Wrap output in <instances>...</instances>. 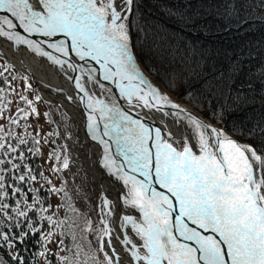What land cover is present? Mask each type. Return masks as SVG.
Returning a JSON list of instances; mask_svg holds the SVG:
<instances>
[{
	"label": "snow or ice",
	"instance_id": "obj_1",
	"mask_svg": "<svg viewBox=\"0 0 264 264\" xmlns=\"http://www.w3.org/2000/svg\"><path fill=\"white\" fill-rule=\"evenodd\" d=\"M241 7V0H224L228 16H238ZM260 7L264 9V0H260ZM0 13H3L0 14V38L26 45L61 68L79 71L80 75L74 78L75 88L83 93L80 99H86L90 110L87 127L92 139L103 146L101 164L123 182L126 189L121 196L123 204L139 213L138 216L123 214L113 220L115 206L104 197L98 224L94 225L85 217L81 229L77 223L80 214L70 205V211L77 215L54 218L55 212L48 214L51 204L45 207L40 195L41 181L51 186V192L64 193V197L70 199L65 185L56 187L42 171H34L24 163L25 153L20 148L29 143L28 139L16 135L14 146L6 139L13 133L0 124V156L4 157L0 158V226L4 225L5 218L12 222L9 228H21L26 222V230L18 233L0 230V245L11 250L10 261L27 264L17 242L23 245L29 233H39L41 241L38 243H42L43 250L38 254L45 257V264H52L47 259L50 251L47 244L56 234L55 230L65 228V221L71 220L67 231L61 235L72 236L75 251L67 248L70 255L55 253L60 264H123L117 244L124 247L129 264H264V142L255 146L241 142L222 128L183 109L140 75L130 38L132 21L129 17L134 14V0H123L119 10L117 0H0ZM171 14L178 16L182 24L194 23L199 15L197 12L191 16L179 12ZM61 34L65 39H53ZM32 35L48 39H31ZM158 37L159 33L146 39L159 43L161 50L174 58L173 62L194 58V46L162 42ZM71 54L80 61L91 58L99 64L104 80L118 78L120 94L133 108L159 111L162 106L171 105L177 110L176 116L187 121L191 136L177 141L169 132L165 137L160 127H149L117 103L96 99L84 83L85 75L89 82H94L93 70L74 62ZM12 67L11 64L0 65V85L7 86H0V119L12 104L8 93L16 92L12 86L16 77L10 80L5 75H11ZM68 79L73 77L69 75ZM230 79L224 74L217 77L206 73L200 94L217 98V103L223 101L221 109L236 103L240 96L233 97L226 91ZM30 88L28 84L27 89ZM18 96L25 107L17 105L18 115L8 117L11 125H19L21 119L27 120L31 115H40L35 106V102L41 100L39 95L34 99L24 93ZM44 115L50 116V113ZM257 127L264 129V120ZM32 143L34 148L27 151L42 154L37 147L40 140L33 137ZM44 143H48L46 138ZM112 144L116 146V155L123 157V163L109 154ZM47 155L56 161L52 165L53 172L69 168L66 145L53 148ZM13 172L16 183L6 184V174ZM33 182L40 187H29L25 191L24 185ZM156 185L164 191L158 190ZM10 196L15 206L7 202ZM62 206L57 205V209ZM29 213L37 215L38 221H33ZM174 213L177 214L174 216ZM39 221H47L52 230L42 231V225L36 226ZM76 229H80L79 239ZM86 232L94 235L95 248L91 241L86 245L82 243ZM59 243L64 245L63 240ZM10 261L0 259V264H10Z\"/></svg>",
	"mask_w": 264,
	"mask_h": 264
},
{
	"label": "trees",
	"instance_id": "obj_2",
	"mask_svg": "<svg viewBox=\"0 0 264 264\" xmlns=\"http://www.w3.org/2000/svg\"><path fill=\"white\" fill-rule=\"evenodd\" d=\"M241 3L238 16H228L224 9V0H134V14L129 17L132 21L131 49L147 75L167 93L176 97L177 101L190 106L234 138L255 146L264 142V136H261L264 129L257 127L264 120V9L260 7V0H241ZM176 12L187 16L197 12L199 15L194 18V23L182 24L178 16L171 14ZM157 33L162 42L194 46V58L188 57L186 61L173 62L174 58L162 51L159 43L146 39ZM5 64L0 61V65ZM10 72L11 75H5L11 80L14 74L12 69ZM209 72L217 77L221 74L226 78L230 76V86L226 87V91L233 97L239 95L240 101L229 103L221 109L220 104H223V101L217 103V98L201 95L202 77ZM0 86L7 88L6 85ZM8 99L10 100V92ZM5 112L8 113V108ZM26 122L27 120L21 119L19 125L9 123L6 130L13 133V136L6 139L14 146L16 135L28 139L29 143L20 148V151L25 153L24 163L34 171L40 172L38 154L27 151L28 148H34V136L24 127ZM18 126L21 134L14 132V127ZM241 128L244 129L243 132ZM14 176L15 172L6 174V184H15ZM41 184L43 186L40 195L47 207L48 190L43 181ZM29 187L40 185L35 182L32 185H24L25 191ZM7 202L15 206L11 196ZM29 215L33 221H38L37 215ZM10 223L12 222L5 218L0 230L12 233L26 230V222L21 228H9ZM41 225V230L44 231L45 221L36 224L38 227ZM38 241H41L39 233H29L25 244L20 245L17 242V248L26 258L27 264L38 262V253L43 250L42 243ZM10 255L11 250L6 245H0V259L10 261ZM49 260L52 264L56 263L54 254H49ZM10 264L15 262L10 261Z\"/></svg>",
	"mask_w": 264,
	"mask_h": 264
},
{
	"label": "bare ground",
	"instance_id": "obj_3",
	"mask_svg": "<svg viewBox=\"0 0 264 264\" xmlns=\"http://www.w3.org/2000/svg\"><path fill=\"white\" fill-rule=\"evenodd\" d=\"M59 39H64V36L60 35ZM24 46V49L21 50L14 42L7 41L5 38H0V54L16 65L23 74L32 75L39 85V94L42 99L57 108L60 114L59 134L63 138L69 152V169L71 171L78 170L77 174L83 180V191L85 193L88 192L86 197L89 200L90 212L97 224L100 221V208L103 206L102 200L104 197L112 201L115 206L116 216L113 220L121 217L123 214L138 216L139 213L137 210L126 207L121 200L122 194L126 192L123 182L118 180L115 175H112L110 171L101 164V159L104 155L103 146L98 140L92 139V135L87 127V116L90 110L86 107L85 101L81 100L77 94L73 93V88L71 86L72 80L68 79L69 75L72 77H76L77 74L80 75L79 71L71 72L70 70L61 68L59 65H54L47 58L41 57L36 53L32 54L31 50H29L26 45ZM133 57L137 67L143 70L136 60L134 53ZM96 79L103 85V89L105 90L98 88L84 76L86 89L90 94H93L96 99L105 100L108 103H117L120 107H122L120 102H122V104L128 102L123 100L124 97L121 96L120 93L114 94L115 91L112 88L110 80H104L101 74L97 76ZM157 89L171 98L161 86H158ZM69 96L72 97L71 100L68 99ZM122 108L124 109V107ZM137 109L139 110L138 115L142 118L131 112L132 115L141 120L149 118L152 123L145 120L142 121L153 129L160 127L165 137L171 132L172 138L180 141L182 137L191 136L192 134L190 127L187 125V121L178 118L175 114L177 110L172 108L171 105H164L159 111L155 109H141L138 107ZM124 110L128 111L127 109ZM193 112L198 114L195 111ZM181 115L183 116V114ZM64 116L66 122L63 120ZM97 119H99L98 114ZM102 126L103 122H101V129ZM109 154L113 156L118 163H123V157L116 155L115 144H112ZM161 191L164 190L161 189ZM83 194L80 193V195ZM119 230L120 229H117V231ZM117 251L123 257V264H129L128 254L124 250V247L117 244Z\"/></svg>",
	"mask_w": 264,
	"mask_h": 264
},
{
	"label": "rangeland",
	"instance_id": "obj_4",
	"mask_svg": "<svg viewBox=\"0 0 264 264\" xmlns=\"http://www.w3.org/2000/svg\"><path fill=\"white\" fill-rule=\"evenodd\" d=\"M122 2L123 0H117L118 10ZM0 61L6 64H9L3 58H0ZM12 71L14 74L13 76L16 77L15 80H13L12 86L15 87L16 92L15 93L10 92V100H12V104L9 105L8 107V113L5 112L4 118L0 119V124L4 125L5 129H7V126L9 125L8 117L9 116L13 117L17 114V111H16L17 105L19 104L20 107H25L24 103L19 101L18 93H24L28 95L29 99H34L36 95L40 96L39 90L31 78H29L27 75L20 72L14 66L12 67ZM24 77L28 78L27 81L23 79ZM28 84H31L30 89H27ZM25 89H27V91H25ZM167 94L172 99L176 100V97L171 96L169 93ZM177 102L193 110L190 106L186 105L185 103H182L180 101H177ZM35 106L37 107L40 115L39 116H36V115L29 116L27 118L26 124L28 125L27 130L32 133L34 138L40 140V144L37 147H39L42 152V154H38L41 171L44 173L45 177H48L52 180L53 184H55L56 187L59 188L61 187V185H65V191H67L68 197H70V199H68L64 197V193L57 194V193L51 192L50 191L51 186L43 181L44 186L48 190L49 204H51V208L49 209L48 214L55 212L56 216L54 218H58V219H64L66 216L71 218L77 214L70 211V208L68 207L70 205L71 207L76 208L78 210V213L80 214L79 217L77 218V223L80 225L81 229L83 228V218L85 217L90 218L94 222V225L97 224V222L93 218V215L90 212L89 200L86 197L88 195V192L85 193L83 191V188H84L83 180L77 174L78 170L76 169L75 170L76 172H75V171H71L68 168V169H63L61 172L52 171V165L55 164L56 161L50 160L48 158L47 153L51 152L53 148L59 149L60 146L66 145L63 138L60 135L59 136H55V135L49 136L48 135V133H57V132L60 133V122H59L60 114L57 108L47 103L46 101H44L42 97L40 101L35 102ZM44 113H50V116H45ZM65 119L66 118L64 116L63 117L64 122H66ZM14 132H18L19 134H21V129H19V126L18 128L14 127ZM45 138L48 140L47 144L44 143ZM53 141H55V143H53ZM66 154L69 156L67 146H66ZM80 193L82 194L84 193V194L80 195ZM57 205H63V206L57 209ZM69 223H71V220H66L65 228H58L55 230L56 234L53 236L51 242L47 244V247L50 249V251L47 253V259H49L50 253L52 254L59 253L60 255H70L71 253L66 251L67 248H71L73 251H75V248L73 249L74 243H73L72 236L68 234L61 235V232L67 231V225ZM50 230H52V226L48 224L47 221H45L44 232L46 233L47 231H50ZM79 231L80 229H76L78 239H79ZM85 236H86V239H84L82 243L86 245L88 241H91L93 248H95L96 239L94 235L92 233L86 232ZM60 240L64 241L63 246L60 245L59 243ZM54 256H55V262H56L55 264H60L59 256L57 255H54ZM38 262L39 264H45V257H41L38 254Z\"/></svg>",
	"mask_w": 264,
	"mask_h": 264
},
{
	"label": "water",
	"instance_id": "obj_5",
	"mask_svg": "<svg viewBox=\"0 0 264 264\" xmlns=\"http://www.w3.org/2000/svg\"><path fill=\"white\" fill-rule=\"evenodd\" d=\"M0 14H3V13H0ZM19 31H21L22 32V29H18ZM25 35H27V34H25ZM62 35V34H61ZM59 37H60V35H58L56 38H53V39H59ZM31 39H36V40H44V39H48V38H46V37H43V36H39V35H32L31 37H30ZM64 39H65V37H64ZM18 47H19V49H24V45H18ZM45 48H46V45L44 46ZM50 51V50H49ZM31 53L32 54H35L34 52H32L31 51ZM72 55V59L74 60V62H76V63H78V64H82V65H84V67L85 68H91L93 71H92V76H93V78H94V85H96L98 88H100V89H102V90H105V89H103V85H101L98 81H97V76H99L100 74H101V76L103 75V70L101 69V67H100V65L99 64H97L95 61H93V60H91V58H88V59H86V60H84V61H80L79 60V58L78 57H75V55L74 54H71ZM0 58H3L7 63H9V64H11L12 66H14L15 68H17L18 69V67L16 66V65H14L12 62H10L5 56H3V55H1L0 54ZM43 62V61H42ZM44 63V62H43ZM20 72H21V70L20 69H18ZM113 70H115V69H113ZM140 70V75L141 76H143L147 81H149L152 85H153V87H158L159 85L156 83V82H154L143 70H141V69H139ZM79 74H77V76H78ZM29 78H31L32 80H33V82H34V84L37 86V88H38V90H39V85H38V83L36 82V80L33 78V76L32 75H30V74H28L27 75ZM86 76V78L88 79V76L87 75H85ZM75 78V76L73 77V79H72V81H71V86H72V88H73V93H75V94H77L78 95V97H81V96H83V93H81V92H79V90L78 89H76L75 88V83H74V79ZM110 83H111V85H112V88L114 89V94H119L120 93V89H119V82H118V78H113V79H110ZM124 83H127V81H124ZM75 94H74V96H75ZM119 96V95H118ZM120 97V96H119ZM122 99V98H121ZM171 99V101H173V102H175L176 104H179L182 108H184V109H186V110H188V111H190L191 113H193V114H195L194 112H193V110L191 111V109L190 108H187L186 106H184L183 104H181V103H179V102H177L176 100H174V99H172V98H170ZM123 100H125V101H127L125 98L123 99ZM85 101V103H86V99L84 100ZM120 105L122 106V107H124V109H127L130 113V115H132V113L131 112H133V113H135L136 115H138V112H139V110L137 109V108H133V106L131 105V104H129L128 102H125L124 104H122V102H120ZM197 117H199V118H201V119H203L205 122H207V123H210L208 120H206L205 118H203V117H201V116H199L198 114H195ZM133 117H135V118H137L136 116H134V115H132ZM138 117H140L139 115H138ZM140 118H142V117H140ZM142 120H145V121H149L150 123H152L151 122V120L149 119V118H146V119H142ZM211 124V123H210ZM154 125H156V124H154ZM156 126H158V125H156ZM215 126V125H214ZM217 127V126H216ZM156 187L158 188V190H160L161 191V189H159V186L158 185H156ZM177 213H174V216L176 215Z\"/></svg>",
	"mask_w": 264,
	"mask_h": 264
}]
</instances>
